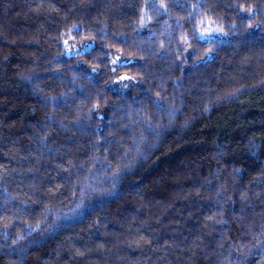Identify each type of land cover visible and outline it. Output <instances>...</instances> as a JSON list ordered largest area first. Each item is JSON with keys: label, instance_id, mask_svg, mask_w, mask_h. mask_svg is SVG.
Segmentation results:
<instances>
[{"label": "trees", "instance_id": "1", "mask_svg": "<svg viewBox=\"0 0 264 264\" xmlns=\"http://www.w3.org/2000/svg\"><path fill=\"white\" fill-rule=\"evenodd\" d=\"M0 264H264V0H0Z\"/></svg>", "mask_w": 264, "mask_h": 264}, {"label": "rangeland", "instance_id": "2", "mask_svg": "<svg viewBox=\"0 0 264 264\" xmlns=\"http://www.w3.org/2000/svg\"><path fill=\"white\" fill-rule=\"evenodd\" d=\"M93 45H94L93 41H85V42H81V43H76V42H70L69 43V41H66L65 42V46H66L65 55H76V54L83 53V52L91 49L93 47ZM125 76L130 77L128 75L123 74V75L119 76V79L123 82ZM125 85L127 86L128 84H125ZM121 87L122 86L119 85V86H114L113 88L119 90V88H121Z\"/></svg>", "mask_w": 264, "mask_h": 264}, {"label": "snow or ice", "instance_id": "3", "mask_svg": "<svg viewBox=\"0 0 264 264\" xmlns=\"http://www.w3.org/2000/svg\"><path fill=\"white\" fill-rule=\"evenodd\" d=\"M162 7L164 9H167V4H163ZM193 7H195V5H193ZM238 7H240L242 10H245V11H253V9L249 8L247 5H238ZM114 63H115V61H114ZM118 79H119V77H118ZM124 79H135V77L125 76ZM157 95H159V93H157Z\"/></svg>", "mask_w": 264, "mask_h": 264}]
</instances>
